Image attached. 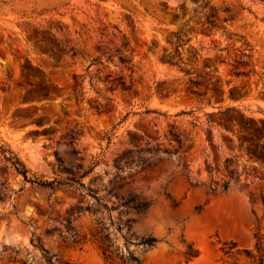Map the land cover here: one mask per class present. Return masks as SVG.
Listing matches in <instances>:
<instances>
[{"label": "rangeland", "instance_id": "obj_1", "mask_svg": "<svg viewBox=\"0 0 264 264\" xmlns=\"http://www.w3.org/2000/svg\"><path fill=\"white\" fill-rule=\"evenodd\" d=\"M262 130L264 0H0V144L29 177L94 163L81 181L108 205L110 188L150 201L110 214L136 219L110 228L141 264H264V137L250 138ZM222 180L227 191L206 192ZM2 192L0 264H44L40 246L72 264H129L103 258L84 188L6 167ZM147 236L152 247L134 244Z\"/></svg>", "mask_w": 264, "mask_h": 264}, {"label": "trees", "instance_id": "obj_2", "mask_svg": "<svg viewBox=\"0 0 264 264\" xmlns=\"http://www.w3.org/2000/svg\"><path fill=\"white\" fill-rule=\"evenodd\" d=\"M223 11L229 12L228 8H224ZM211 14L209 17H212ZM207 25L213 26L214 20L207 18L206 21ZM173 37L175 38L176 46L179 47L183 43L181 41V36L178 31L173 33ZM119 60L122 64H126L128 68H131L130 64L128 63L129 60L126 59L125 56H119ZM74 86H78V83L74 81ZM112 85L115 87L120 85L123 88H127L125 85V82L121 79V77L114 78L111 80ZM75 89L77 90V88ZM77 92V91H75ZM249 128V123L246 121H243L241 125L239 126V131L241 132H247V129ZM264 137V130L259 131V136L253 137L250 135L251 139H258ZM262 154V158L264 159V149L263 147H258ZM0 154L2 155V160L5 162V166L0 168V172L3 173L4 169L7 167L12 168L16 173L22 175L24 181L31 182L32 184H36L42 187H48V188H54L58 186H71L74 188H84L86 192L91 196V198L94 200L93 203V209L92 211L94 213H99L100 217L96 221V226L91 230V237L98 243V246L101 250L102 256L107 261H114L115 259H119L122 263H129V264H141L140 258L135 253L128 250V243H131L129 238H125V244H126V251L120 250L119 247L114 246V241L112 237V231L111 226L115 225V230L122 232L123 229L126 231H129L131 228L132 222H135V218H125L123 222L120 220L114 221L111 217V211L117 210V211H123L125 213L128 212H134L137 215L144 214L149 210L152 203L148 200H136L135 194H129L127 196H118V194L115 192L114 188H110L106 191L107 194L113 196L114 198L118 199L116 204H110L108 205L106 201H104L102 198L99 197L97 194V191L95 189H92L90 187H85V184L81 181L83 177L88 175L94 167V163H92L87 168L83 169L82 171L81 166L77 165L76 169L73 171H68L67 176L63 179H53V180H42L38 178H32L28 176V169L24 166V164L18 159V157L9 149V147H5L2 144H0ZM253 156V155H251ZM258 160H261L260 157H256ZM182 167L184 169L187 168L186 164L182 162ZM146 169V166L142 167V170ZM230 175L232 178L237 179V176L230 172ZM195 185H197L195 183ZM229 186V181L222 180L220 184L217 182L210 183L206 185V192L207 193H213L215 192L216 188L219 187L223 191H227ZM7 196L6 193H0V199ZM89 206H86L84 209L81 207H77V211L82 210H89ZM107 213V214H106ZM108 221V223H107ZM85 240V234H80L78 232H75L73 234L72 241L74 243H80ZM157 241L156 237L154 236H147L142 237L138 242H134L135 245H140L143 248H150L152 247L155 242ZM41 250L43 251V258H44V264H72L64 259L62 257L56 256V255H50L48 252L40 246ZM230 247L229 249H231ZM226 252H229L228 250ZM197 250L192 249L191 246L187 247L186 255L188 258L194 257L197 255ZM56 256V257H55ZM55 257V258H54ZM22 264H32L31 262L22 261Z\"/></svg>", "mask_w": 264, "mask_h": 264}]
</instances>
